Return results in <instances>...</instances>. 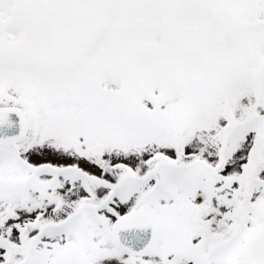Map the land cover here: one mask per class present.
Here are the masks:
<instances>
[{"label":"snow or ice","instance_id":"6c2138e0","mask_svg":"<svg viewBox=\"0 0 264 264\" xmlns=\"http://www.w3.org/2000/svg\"><path fill=\"white\" fill-rule=\"evenodd\" d=\"M0 264H264V0H0Z\"/></svg>","mask_w":264,"mask_h":264}]
</instances>
